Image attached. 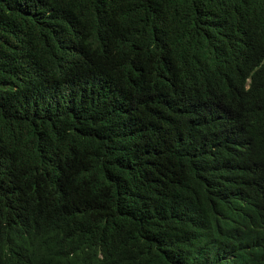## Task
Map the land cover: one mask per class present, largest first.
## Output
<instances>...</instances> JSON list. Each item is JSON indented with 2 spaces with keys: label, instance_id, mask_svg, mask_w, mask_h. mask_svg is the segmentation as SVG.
Listing matches in <instances>:
<instances>
[{
  "label": "trees",
  "instance_id": "16d2710c",
  "mask_svg": "<svg viewBox=\"0 0 264 264\" xmlns=\"http://www.w3.org/2000/svg\"><path fill=\"white\" fill-rule=\"evenodd\" d=\"M0 264H264V0H0Z\"/></svg>",
  "mask_w": 264,
  "mask_h": 264
}]
</instances>
